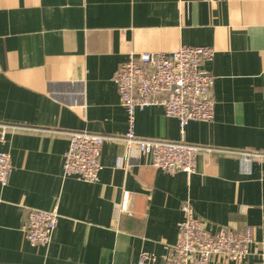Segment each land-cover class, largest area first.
<instances>
[{
    "label": "crops",
    "instance_id": "1",
    "mask_svg": "<svg viewBox=\"0 0 264 264\" xmlns=\"http://www.w3.org/2000/svg\"><path fill=\"white\" fill-rule=\"evenodd\" d=\"M208 46L215 55L210 122L183 130L161 105L135 112L143 138L214 147L191 174L157 169L120 140L101 146L99 180L62 173L68 147L54 129L127 132L113 79L130 54ZM0 121L32 126L5 134L11 157L0 185V264L159 263L178 237L183 202L211 232L249 226L243 264H264V0H0ZM130 214L120 209L124 194ZM31 208L56 210L46 246L22 225ZM210 264H234L214 258Z\"/></svg>",
    "mask_w": 264,
    "mask_h": 264
},
{
    "label": "built area",
    "instance_id": "2",
    "mask_svg": "<svg viewBox=\"0 0 264 264\" xmlns=\"http://www.w3.org/2000/svg\"><path fill=\"white\" fill-rule=\"evenodd\" d=\"M214 55V49L208 46H180L170 52L130 54L113 76L120 105L126 112L127 132L122 136H112L87 130H52L65 135L68 141L63 155V175L75 176L84 182H97L102 168L99 160L101 146L105 140L111 139L122 141L127 149L135 148L150 156L152 165L164 172H195L197 156L216 148L185 141L139 137L134 131L135 112L147 106L161 105L165 116L178 120L181 130L189 121L210 122L214 116L215 100L211 96V88L215 76L208 70V64ZM16 130L36 128L0 121V143L4 142L7 132ZM243 155L244 162H249L253 157L264 156V153L249 150ZM11 171L10 154L0 150L1 186L8 183ZM129 197L130 194L125 192L119 205L124 212L128 211ZM181 208L184 217L178 224L177 240L169 246L162 260L157 263L154 254L142 251L133 264H210L214 258L243 264L249 257V246L253 242L249 226L242 230L225 228L211 232L204 220L194 214L191 205L183 202ZM58 217L55 209H29L22 225L29 244L48 245Z\"/></svg>",
    "mask_w": 264,
    "mask_h": 264
}]
</instances>
